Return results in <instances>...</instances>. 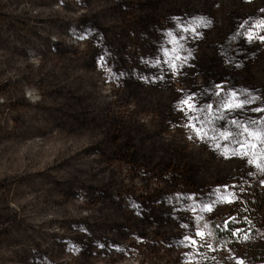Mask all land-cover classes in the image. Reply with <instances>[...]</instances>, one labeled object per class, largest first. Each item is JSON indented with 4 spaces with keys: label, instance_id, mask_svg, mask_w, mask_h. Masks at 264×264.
<instances>
[{
    "label": "rangeland",
    "instance_id": "374dc122",
    "mask_svg": "<svg viewBox=\"0 0 264 264\" xmlns=\"http://www.w3.org/2000/svg\"><path fill=\"white\" fill-rule=\"evenodd\" d=\"M261 37L264 0H0V264H264ZM157 45L178 70L144 67ZM229 93L253 102L200 114L215 139L174 108Z\"/></svg>",
    "mask_w": 264,
    "mask_h": 264
},
{
    "label": "snow or ice",
    "instance_id": "6c2138e0",
    "mask_svg": "<svg viewBox=\"0 0 264 264\" xmlns=\"http://www.w3.org/2000/svg\"><path fill=\"white\" fill-rule=\"evenodd\" d=\"M249 40L252 39V37H248ZM262 40H264V37H261ZM176 42H181V37H176ZM171 43V41H170ZM181 47H183L182 43L180 44ZM157 54L153 55L150 58H141V63L144 65L145 68L149 69H157L158 71H163V69H160V63H166L169 64V67L172 68L174 71L179 69V65L171 64L169 61H164L163 56L167 55L166 52H162L163 45H157ZM173 59H180L179 55L174 57ZM186 59V58H184ZM122 75V74H121ZM152 75H156L155 72L152 73ZM145 79H148L147 76L144 77ZM157 79L160 77L157 76ZM214 88L220 89V92L213 93V95L220 96L221 92L224 91L223 86L219 84L213 85ZM233 97H236L235 103H230ZM253 102V98L251 96H246L244 99H239L236 93H229L221 96V98L216 101L215 108L213 106V103L208 102V100H205L203 104H200L195 96H185L181 95V98L178 100L177 104L174 106L175 110L181 114V117L186 121H192V123L187 124L186 126L191 128V130L201 139L208 140V139H215V136H209L207 131L203 132V136H201V132L203 131L202 128L197 127V123L199 122L201 125L205 122L203 117L200 115L206 111H215V112H221V111H244L245 107ZM253 112H264V108H253L251 109ZM214 119L217 121V123L213 124L212 128L209 129V131L213 133H218L221 135L222 139L227 141L225 144L226 148H229V145L235 144L236 148H230L229 150L232 152H238L240 149H245L243 155L241 158H244V156L247 155V142L243 139H239V136H242L243 134L240 132H232L231 130L225 131L229 126L232 128H239L240 124H238L236 119L228 120L227 117L220 115L218 117H214ZM211 123V121H209ZM257 121L248 120L245 122V125L248 124H256ZM223 125V127L221 126ZM244 132H248L249 136L252 135V131L249 130L247 126L244 127ZM260 132H257V135H260ZM219 147V145H217ZM264 171V170H262ZM229 185L223 186V191H221L220 188H217L210 192L208 194L209 202L205 204V207L209 210L216 204L218 199L223 198L222 202H233L234 199H237L235 196V193L225 195L227 193ZM231 187L235 188V185H232ZM177 201L180 200H187L189 199L188 196L184 194H176L174 197ZM195 198V195L193 194V197ZM203 199V198H201ZM178 210L176 206H173V211ZM235 222V218H231ZM184 227H187V225H183ZM225 228H227V221H225ZM243 231V229L234 228L231 229L232 235H236L237 232Z\"/></svg>",
    "mask_w": 264,
    "mask_h": 264
},
{
    "label": "trees",
    "instance_id": "16d2710c",
    "mask_svg": "<svg viewBox=\"0 0 264 264\" xmlns=\"http://www.w3.org/2000/svg\"><path fill=\"white\" fill-rule=\"evenodd\" d=\"M26 9H27V6L25 7ZM40 13H42V12H45V11H42V10H40L39 11ZM70 34L73 36V35H75V33L74 32H70ZM216 84H219V85H222L223 86V89L226 87V84H225V82L224 81H219V82H217ZM216 90H217V92H220V89H217L216 88ZM222 93V92H221ZM251 211V209L250 210H248L247 212H248V215H250L251 217H252V212H250ZM235 218V220L237 219V220H241L240 219V216H238V215H236V214H234V215H231L226 221H227V228H225V225L223 226V227H216V233H217V236H218V238H224V236L226 237V238H228V239H233V238H235L236 236H237V233H236V235H232V232H231V229H234V228H237L235 225H234V221H233V219H231V218ZM244 223V222H243ZM246 225V224H245Z\"/></svg>",
    "mask_w": 264,
    "mask_h": 264
},
{
    "label": "bare ground",
    "instance_id": "6f19581e",
    "mask_svg": "<svg viewBox=\"0 0 264 264\" xmlns=\"http://www.w3.org/2000/svg\"><path fill=\"white\" fill-rule=\"evenodd\" d=\"M72 32H74V33H75V31H74V30H72ZM73 37H76V33H75V35H73Z\"/></svg>",
    "mask_w": 264,
    "mask_h": 264
}]
</instances>
